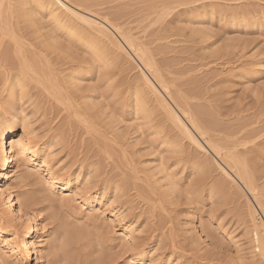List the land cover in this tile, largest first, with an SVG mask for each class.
<instances>
[{
    "label": "rangeland",
    "instance_id": "374dc122",
    "mask_svg": "<svg viewBox=\"0 0 264 264\" xmlns=\"http://www.w3.org/2000/svg\"><path fill=\"white\" fill-rule=\"evenodd\" d=\"M60 2L108 31L72 20L59 0L43 9L9 0L0 21V120L29 131L32 162L45 160L74 197L62 201L58 186L48 191L16 162L10 194L45 240L38 261L21 249L17 264H264V0ZM105 20L146 52L175 102ZM140 70L201 144L177 104L223 159L239 163L260 210L233 171L182 135ZM4 209L2 235L18 242L23 224ZM69 228L77 237L61 248Z\"/></svg>",
    "mask_w": 264,
    "mask_h": 264
},
{
    "label": "bare ground",
    "instance_id": "6f19581e",
    "mask_svg": "<svg viewBox=\"0 0 264 264\" xmlns=\"http://www.w3.org/2000/svg\"><path fill=\"white\" fill-rule=\"evenodd\" d=\"M45 1H43V0H34V2L36 3V7L39 8L41 6L42 9L44 7V6L42 7V3L45 2ZM8 2H9V0H8ZM10 2H11V0H10ZM7 3H6V0H0V21L2 19V15L6 11V9H10L9 8L10 5L7 4ZM58 4H60L59 7L64 10L63 12H66V15H68L70 18H73L72 20L76 19V20L80 21V23L83 22L84 24H87L89 26H92L93 29L95 27H97V31L96 32L98 34L104 33L103 31H108L106 29L108 26L105 28L100 23H97L95 21L90 20L89 18H86V17H83V16L77 14L78 12L77 13H74L73 12L74 10L71 11L70 9H68L67 6H65L63 3L60 2V0H59V3ZM45 5H47V4H45ZM51 13H52V11H51ZM84 15H86V14H84ZM56 21H57L58 24L64 25L66 27V29L70 33H72V34L85 35L83 31H78L76 28L74 29L73 26L68 23V22H71L70 20L69 21H66V20H64V18H60V17L57 16L56 17ZM105 21L108 24H110L107 20H105ZM7 22H9V21H7ZM93 26H95V27H93ZM1 27H3V26H1ZM111 27H113V26L111 25ZM7 28H8V26H7ZM89 28H91V27H89ZM113 28L115 29L117 27H113ZM114 29H111V30H114ZM117 29H115V31L117 32L118 37L119 36L121 37V39L123 40L122 42L125 44V46H127L128 49H130V51L132 52V54L135 55L136 59L139 60L140 65H142V69L145 68L146 70L149 71V73L152 75L151 78L152 79L154 78L157 81L158 85L160 86V88L162 89V91L165 93L166 99L168 97L171 100V103L175 102L174 99L172 98V96L168 92L170 90H168L166 88V86L164 85V83H162L160 81V77L158 78L157 77L158 75L156 73H153V71L150 69V61L148 60V58L145 55L146 52L143 53L140 49L137 48L138 46H136L135 43L132 40H130L128 37H125L126 35H123L122 34L123 32L121 33L120 32L121 30H117ZM110 31H109V33H112ZM113 34L110 37H113L114 38V35ZM107 35H109V34H107ZM85 36L84 37L82 36V37L85 38V40H86V37ZM88 38H89V35H88ZM93 44H95V43H93ZM93 44H91L92 45V47L90 49L91 51H92V48L94 46ZM95 45H97V44H95ZM117 45L119 47V43H117ZM122 46H124V45H122ZM98 47H100V46H98ZM94 48L96 49L97 47L95 46ZM130 51H128V52H130ZM93 53L95 54V51ZM96 56H97V54H96ZM98 56H100V55L98 54ZM134 61L136 63V60H134ZM29 69H30V66H29ZM153 69H155L154 66H153ZM145 72H147V71H145ZM87 73H88V71H87ZM142 74H143L142 81L144 82V85L157 97L158 102L164 108L165 112H167L170 115L169 117L170 118L172 117V119L174 120V122L176 123V125L179 126V130L182 133V135L191 144H193L196 148H198L199 150H202L203 152H206V153H209V154L211 153V155H213L217 160L218 159L220 160V161L218 160L220 163L222 161L225 164V166H227L229 168V170L233 171V173L235 175L234 179H232L233 182L239 184L240 186H242L244 188V190L246 191L247 195L251 198V200L253 202H255V204H256L255 207H257V209L260 210V208L262 206L259 205V203H260L259 201L257 202V200H256L257 197L255 198V195H256L257 192H254V190H252L254 188V187L252 188V186L250 185V183H252V182H250V183L247 182L246 181V179H247L246 176H243L245 174L242 175L241 173L237 172V169L234 170L235 168H238L237 166L235 167V165H237L239 163L235 164V163H233L234 160L230 159V162L231 161L232 162H231V164H229L230 163V162H228L229 160L226 161L227 158L225 156H223L224 154L221 153V151H220L221 149L216 148L217 146L215 145V143H212L213 141L211 142L209 140V142H208L204 138L203 134L200 131L201 129L196 124V122H194L190 118L191 116H190L189 113H187L188 111L185 112V109L184 110L181 109L179 107V105L177 104L176 106L178 107L177 109L180 110V114L183 115V117L188 121V123L191 125V127L194 129V131H196L199 134V136H201L202 139L205 141L204 145L201 144L194 137V135L191 133V130L192 129L189 130V128L185 125V122L182 121V119L177 115V113H175V111L170 107L171 105H169L167 103V101L165 100V98H163L162 95L159 93V92H162V91H160V90L157 91V89L155 88V86L150 81V77L148 78L143 72H142ZM67 80L69 81V79H67ZM154 83H155V81H154ZM21 84H22V82L17 81V86L16 87L21 86ZM14 94H15V91L14 90L11 91V96H13ZM176 99H177V96H176ZM201 128H202V126H201ZM29 135H30V133H29V131L26 128H24L21 133L17 132V130H16V119H4L3 121L0 120V207L2 209H4L5 207L7 209H9V211L8 210H5V209H4V211H8V214L12 215L13 218H15L18 221H21L22 224H23V231L20 234V236H21L20 237V241L17 242V240H16L17 234L15 232L11 234V237H12L11 239L10 238H6L4 235H2L3 231H2V228H1V222H0V252L3 253L1 256H3V255L8 256L14 262V264H17V262L19 261L18 255H19L20 252H22L21 249H24L25 250V252H24L25 253L24 260L25 261L30 262L33 259H36L38 261L39 258H40L41 252H42L41 249L40 250L38 249V247L39 246H43L44 245L43 242L45 241V240H39V239L37 240V238H36V224H35L34 217H32L31 215H29L24 210V203H22L21 201H19L18 200V197L16 195L14 196V195H11L10 194L11 193L10 192V190H11V180L14 179V178H16V176H17V174L15 173V169H14L16 162L22 161L23 162V165L25 166L24 169L26 168V169H32V171H36L35 173L38 174V175H40L42 177L43 182H44L43 184H44V186L46 187V189L48 191H52V190H54V187H57L58 186L61 189L59 195H61L60 196L61 197L60 199L62 201H71V199L73 200V198H74L73 195H72V193H71V191L68 188V184L67 183H60L58 181V178L56 176V173H54L53 171H51V168L47 165V163H46L45 160H44V162L42 161L40 164L39 163H36L35 164L34 162H32L33 160L38 159L39 156L37 154V150H38L37 147H36L37 145L32 142V140L29 137ZM212 144H214L216 147L214 145H212ZM218 147H220V146H218ZM223 158H226V160L223 159ZM234 162H236V161H234ZM232 163L235 164V165L233 166ZM216 164L218 165L217 167L220 169V171L223 174H225L226 176H228V177L231 178L230 174H228V172H226V170L218 162H216ZM224 164H223V166H224ZM233 167H235V168H233ZM203 168L204 167H202V169ZM29 173H31V172H29ZM233 173H232V175H233ZM41 187H43V185H41ZM5 194H7V195L5 196ZM21 199H23V198H21ZM25 199L28 200V197L25 198ZM258 200H260V198ZM15 202H16V204H18V207L15 208L14 212L12 213L11 212V209H13ZM262 210H264V209H262ZM262 210H261V212H262ZM253 211H255V209ZM262 214L264 215V213H262ZM260 222H262V225L261 226L264 227V222L262 220H260ZM258 229L260 230V228H258ZM62 230H63V228H62ZM62 230H61V232H62ZM263 232H264V230H263ZM63 233H64L63 236H62V242L63 243H62L61 248H64L63 246H66L69 240H71V239L73 240V239H75L77 237L76 236V233L77 232H75L74 230H71L70 228L67 229V230H64ZM261 234H263V233H261ZM18 238H19V236H18ZM42 248H44V247H42ZM50 248H52V247H50ZM263 252H264V250H263ZM262 254H264V253H262ZM53 255H54V253H53ZM41 259L43 260V258H41ZM147 264H149V263H147Z\"/></svg>",
    "mask_w": 264,
    "mask_h": 264
}]
</instances>
